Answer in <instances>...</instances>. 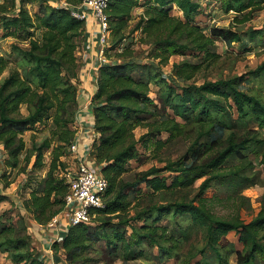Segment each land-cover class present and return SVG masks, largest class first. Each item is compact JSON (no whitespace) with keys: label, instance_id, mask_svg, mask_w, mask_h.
I'll use <instances>...</instances> for the list:
<instances>
[{"label":"trees","instance_id":"trees-1","mask_svg":"<svg viewBox=\"0 0 264 264\" xmlns=\"http://www.w3.org/2000/svg\"><path fill=\"white\" fill-rule=\"evenodd\" d=\"M28 1L0 0L3 37L16 39L22 30L27 41L26 48L12 43L10 53L0 54V145L8 167L17 168L21 155L25 166L33 155L35 166H39L44 149L51 148V159L46 175L21 201L22 208L15 215L12 211L0 214V254H6L13 264H46L34 248L32 236L24 234L28 225L23 213L36 224L45 225L63 205L66 185L55 173L64 168L61 157L67 154L75 133L76 51L87 33L84 21L74 18L69 10L36 0L38 8L32 15L25 9ZM64 1L72 7L81 2ZM200 1H109L106 15L112 33L110 50L120 47L127 37L124 30L137 7H143V12L134 30L160 50L152 54L153 60L140 63L132 56L130 45L123 46L113 55L118 62L98 71L92 98L97 134L92 155L97 164L103 165L101 171L107 182L104 207L91 210L88 225L71 227L60 244H53L56 264L63 260L67 264H89L88 256L99 253L96 245L100 242L110 261L161 263L176 259L177 264H191L199 257L194 264H264V204L245 223L238 215H214L201 200L213 184H223L233 189L235 201L241 206L245 200L241 191L264 187V100L242 88L251 80L264 79V60L246 74L179 89L161 75V67L177 55L183 60L172 65L171 77L187 82L219 62L221 56L213 50L215 41L227 49L241 43L238 31L211 26L206 33L193 24L202 7ZM215 3L224 14L233 12L234 20L241 22L264 8V0ZM173 7L181 18L171 15ZM246 37L256 46H264V29H250ZM188 52L199 60L184 58ZM152 85L161 92L160 108L149 96ZM45 124L50 125V138L28 150L24 133ZM137 128L146 129L139 141L144 148L151 141L155 151L167 146V141L160 138L162 133L188 142L176 161L161 168L151 167L129 183L123 176L136 156ZM53 141L57 145L51 147ZM230 161L235 163L228 165ZM164 173L174 174L170 182L162 177ZM199 180L196 194L185 201L183 195ZM142 184L147 189L143 195L136 191ZM5 199L0 190V202ZM164 219L169 221L160 224ZM128 228L131 234L127 237ZM230 233L238 236L240 249L234 243L223 242ZM194 234L199 240L192 244ZM56 251H62L64 259H59Z\"/></svg>","mask_w":264,"mask_h":264},{"label":"rangeland","instance_id":"rangeland-1","mask_svg":"<svg viewBox=\"0 0 264 264\" xmlns=\"http://www.w3.org/2000/svg\"><path fill=\"white\" fill-rule=\"evenodd\" d=\"M200 2L202 7L200 13L194 17V25L202 28L206 33H208L207 29L211 26L232 29L234 31H238L239 34L242 35V41L238 45L234 44L230 49H227L222 42L215 41L213 50L221 56L219 62L215 66L204 68L203 71L195 75L193 79L187 82H179L171 77L172 65L183 60L180 56L172 55L169 58L167 65L161 67V69H164L163 74L165 76L166 82L176 87V89L186 85H201L206 81L213 82L219 79H226L233 76L246 74L254 70L264 60V46H256L255 43L249 42L248 38L246 37L247 31L250 29H264V8L261 11L255 12L252 16H250L249 19L241 22L234 20V17L236 16L233 12L224 14L217 7L215 0H201ZM38 4L39 3L36 0H29L28 3L25 4V9L33 15V13H35L38 8ZM138 8L139 7L131 12V20L128 22L127 27L124 30V34L127 35L126 38L128 39L126 41V45H130V48H132V56L138 60L142 58L143 63H145L149 62V60H153L151 58L152 54L157 53L160 48H156L155 45L146 43L147 40L141 36L140 32L134 30L139 17L142 15V13L140 14ZM140 8L143 9V7ZM171 15L180 18L182 17L181 13L176 7L172 8ZM238 20H241V16L238 17ZM3 34L4 32L0 30V54L3 52L10 53L12 43H16L22 48L27 47L26 33L24 31H19L16 39L11 37L4 38ZM35 35H38V32H36ZM110 35V38L112 39V33ZM80 46L76 51V57L79 63L83 55V51H81ZM115 51L116 49L111 50V58H113ZM184 58L190 59L193 62L199 60L198 58L196 59L194 57H190L189 52ZM6 75L7 72L2 75V78ZM242 88L243 90L255 92L264 100V79L257 81L251 80L243 84ZM149 96L157 104L158 108H160L161 92L158 86L152 85L150 87ZM22 111L25 112L23 108ZM251 127L254 128L255 126L251 124ZM50 129V125L48 124H45V126L37 125L34 126L30 131L24 133L23 139L26 143V148L30 150L32 145L37 147L45 139H49ZM145 132L146 129L143 128H137L134 131L135 139L138 141V144L136 145L135 159L129 162L128 170L123 176L124 181L126 182L134 183L140 177L141 173L147 171L151 167L161 168L169 161H176L186 150L188 142L186 139L176 138L166 133H162L160 138L164 141H167V146L159 151H155L153 147V141H151L148 144V147L144 148L139 141ZM54 145H57L55 141L51 143V147H54ZM23 157L24 155L20 156V163L18 164L17 168H12L10 166L8 167L7 161L6 165L3 164L4 167L0 164V190L3 192V195L6 196V199L0 202V214H2L4 211H12L14 215L16 214L15 211H18V202L26 198L30 188L46 175L51 159V148L43 150L42 163L39 166H35L34 164V155L30 158V162L26 166L24 162H22ZM62 159V161H67V158ZM252 161L254 162L256 168L260 169V167L257 165V160L254 158ZM234 163V161H230L228 165ZM173 176L174 174L172 173L162 174V177L167 182H170ZM56 177L58 178L57 175ZM260 178L263 179L262 176H260ZM200 182L201 180L196 181L193 185V189L187 191V193L183 195V199L185 201H189L193 198L198 190ZM262 183H264V180H262ZM232 190L233 189L228 185L213 184L202 196V203H204L205 207L208 208V210L214 215L223 218H230L232 216L238 215L241 220H243L245 223H248L259 213L264 204V187L257 185L241 191L240 195L245 198L241 206L237 205L235 201L237 195L233 193ZM136 191L138 194L140 193L143 195L146 194L147 189L142 184L136 187ZM168 221V219H164L160 222V224H166ZM133 224L138 225L137 222H133ZM27 229L28 230L24 232V234L27 236H32V244L36 251L40 253L43 251L41 236H39L40 232L38 229H34L33 227L31 228L30 226H27ZM130 234L131 232L128 228L127 237ZM197 235L198 234L192 235L190 240L192 244H195L199 240V236ZM223 242L234 243L237 249L241 248V244L238 242V236L235 233L228 234ZM96 246L99 253H91L88 256V259L91 260L89 264H177L176 259H170L161 263L158 261H151L149 263H144L142 261H110L102 252L103 248L101 247L103 246V242L98 243ZM152 251L155 254L157 253L156 248H154ZM56 252V255L60 257L59 259H64L62 251ZM6 259L8 258H6L5 255L0 254V264H4ZM198 259L200 258L196 257L191 261V264H194ZM62 263L67 264L64 260Z\"/></svg>","mask_w":264,"mask_h":264},{"label":"built area","instance_id":"built-area-1","mask_svg":"<svg viewBox=\"0 0 264 264\" xmlns=\"http://www.w3.org/2000/svg\"><path fill=\"white\" fill-rule=\"evenodd\" d=\"M52 8L67 9L70 14L85 23L87 37L80 48L83 51L77 72V110L74 115L72 129L74 137L67 148V154L62 158L64 168L58 169L56 174L66 185L61 210L55 214L47 224L38 226L43 251L40 252L41 260L46 264H56L54 260L53 244H60L71 227L76 225H88L91 222V210L104 207V194L107 190V182L102 175L103 165H99L93 158V147L97 139L94 129V117L92 114V98L96 90L85 89L80 82V76H90L93 88H96L98 71L104 65L113 64V58H109L112 49L110 27L106 15V9L110 0H81L77 7L68 5L64 0H40ZM123 39L117 52L126 46ZM115 49V48H114ZM80 54V53H79ZM143 63V59H136ZM164 69H161L162 78ZM83 93V94H82ZM80 95L86 97L80 102ZM81 96V97H82ZM83 103V104H82ZM70 159V161H68ZM5 153L0 145V164L4 167ZM18 209L22 208L21 201ZM29 222V217L23 213Z\"/></svg>","mask_w":264,"mask_h":264},{"label":"crops","instance_id":"crops-1","mask_svg":"<svg viewBox=\"0 0 264 264\" xmlns=\"http://www.w3.org/2000/svg\"><path fill=\"white\" fill-rule=\"evenodd\" d=\"M138 10H139V12H140V14L143 12L142 10L143 9H141L140 7L138 8ZM142 11V12H141ZM171 69H172V67H171ZM80 82L82 83V86L85 88V89H89V90H91V91H94V90H96L95 89V87L93 88V86H92V83H91V77L90 76H84V75H81L80 76ZM83 94V93H82ZM82 95H80L79 97H80V102H83L84 103V100L86 99V97H84V96H82ZM82 103V104H83ZM68 161H70V159L68 160ZM28 226H30L31 228L33 227L34 229H38V226H40V225H38V224H36L33 220H29V222H28ZM37 235H39V234H37ZM3 255H5L6 256V254H3ZM7 258V257H6ZM4 264H13L10 260H8V259H6V261H5V263ZM60 264H62V263H60Z\"/></svg>","mask_w":264,"mask_h":264}]
</instances>
